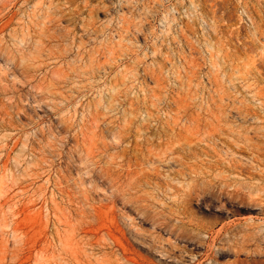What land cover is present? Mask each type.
Here are the masks:
<instances>
[{
	"label": "rangeland",
	"instance_id": "374dc122",
	"mask_svg": "<svg viewBox=\"0 0 264 264\" xmlns=\"http://www.w3.org/2000/svg\"><path fill=\"white\" fill-rule=\"evenodd\" d=\"M0 264H264V0H0Z\"/></svg>",
	"mask_w": 264,
	"mask_h": 264
}]
</instances>
